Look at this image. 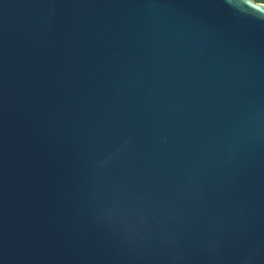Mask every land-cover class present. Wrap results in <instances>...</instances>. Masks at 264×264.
I'll return each instance as SVG.
<instances>
[{
	"label": "water",
	"instance_id": "1",
	"mask_svg": "<svg viewBox=\"0 0 264 264\" xmlns=\"http://www.w3.org/2000/svg\"><path fill=\"white\" fill-rule=\"evenodd\" d=\"M0 264H264V3L0 0Z\"/></svg>",
	"mask_w": 264,
	"mask_h": 264
},
{
	"label": "rangeland",
	"instance_id": "2",
	"mask_svg": "<svg viewBox=\"0 0 264 264\" xmlns=\"http://www.w3.org/2000/svg\"><path fill=\"white\" fill-rule=\"evenodd\" d=\"M256 2L264 3V0H255Z\"/></svg>",
	"mask_w": 264,
	"mask_h": 264
}]
</instances>
